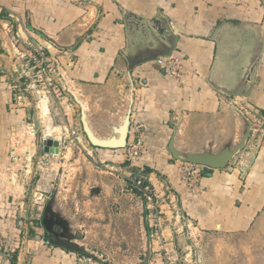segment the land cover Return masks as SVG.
Segmentation results:
<instances>
[{
  "label": "crops",
  "instance_id": "obj_1",
  "mask_svg": "<svg viewBox=\"0 0 264 264\" xmlns=\"http://www.w3.org/2000/svg\"><path fill=\"white\" fill-rule=\"evenodd\" d=\"M168 30L178 38L172 56L149 60L130 70L127 59H140L161 50L171 38ZM263 41L264 0H0V264H75L77 255L50 245L44 233L41 238L36 233L38 227L43 229V204H36L32 210L26 208L24 225L17 216H6L9 209L5 201L11 189L21 193L14 186L19 165L26 161L27 166L32 155L38 153L39 160H58L65 148L57 138L59 155L46 153L42 142L47 135L36 138L41 128L39 118L32 108L19 107L14 101L13 86L28 82L14 73L16 42L20 49H28L30 44L41 48L48 62L58 63L57 73L66 77L61 76L63 86L70 84L85 105L88 119L89 108L96 106L108 109V116L103 118H108L109 124L120 123L132 94L127 143L137 127L144 141L141 159L130 168L123 160L125 148H94L86 140L80 148L95 169L100 164L93 155L110 152L118 158L106 164L109 174L120 180L126 167L137 170L138 177H143L164 203L162 210H176L183 219L187 217L186 228L193 221L200 229L245 232L264 210V131L261 141L254 145L251 140L247 142L229 163L230 169L204 167L191 186L181 179L185 163L172 158L168 145L178 129L179 149L216 150L227 142H238L243 120L237 110L246 113L257 109L264 114V51L247 75L246 84L254 78L249 96L230 98L212 85L234 88ZM124 93L122 102L116 100V94ZM58 104L59 117L55 119L49 111L50 123L56 120L62 131L77 125L78 119L68 115L77 106L80 110L76 100L72 96L59 98ZM34 124L36 133L32 136ZM90 125L100 137L111 133L101 127V122ZM53 174H46L48 181ZM96 187L97 195L106 193ZM118 192L115 187L114 193ZM137 198L147 217L145 202ZM74 199L70 197L62 204L58 195L56 208L62 215L65 208L78 210ZM70 215L68 218L74 221V215ZM167 218L164 233L181 248V237L174 239ZM76 229L81 232L72 224L71 230L75 233ZM81 233V244L88 248V237ZM20 234L24 240L33 241L28 244L31 250L23 254L16 251L9 260L6 250L19 243ZM155 245L152 240L151 262L158 250Z\"/></svg>",
  "mask_w": 264,
  "mask_h": 264
},
{
  "label": "rangeland",
  "instance_id": "obj_2",
  "mask_svg": "<svg viewBox=\"0 0 264 264\" xmlns=\"http://www.w3.org/2000/svg\"><path fill=\"white\" fill-rule=\"evenodd\" d=\"M63 96L67 99L70 98L67 86ZM125 96L126 93L123 96L116 94V100L122 102ZM46 99L41 92H36L31 98L32 104L29 108H32V112H35L39 118L37 122L39 125L41 124L36 138L39 139L44 135L53 140L62 138L64 136L63 131L58 128L59 123L56 124V120L53 125L50 123V115L45 108L48 107L52 116L57 119L60 112L58 101L55 96L49 101ZM105 110L108 109L100 108L99 110L96 106L92 109L89 108L91 114L89 121L91 124L101 122V127L108 132L107 123L109 119L103 117H107L109 113H106ZM68 115L77 118V125L82 128L81 121L79 122L80 110L78 106L74 113L69 114L68 112ZM32 132L30 130L31 135ZM83 138L87 140L84 134ZM63 146L65 148L58 160L52 158L39 160L38 153L32 155V160L27 163V166L26 161L19 165V173L17 174L19 178L14 186H18L21 193H18L16 189H11L12 192L5 201L6 208L9 209L6 210V216H11L13 219L14 216H17L20 224L24 225L23 215L26 208L32 210L34 200L39 198L41 201H46V198H50L58 184L60 203L69 202L70 197L75 198L74 202L77 204L78 210H67L66 208L62 210L64 216L69 217V212L72 216L74 215L75 219L71 221V224L78 226L81 232H85L88 237L85 244L90 250L94 251L96 255L111 258L113 264L138 263L142 259L141 254L145 249V238L139 216V212L143 210L141 209V199L137 198L139 195L135 191H131L129 178L138 177L140 173L126 167V170L121 171L123 179L120 177V180H117L115 176L109 174L111 170L106 166L110 160L117 161L116 155L104 151H99L93 155L92 159L97 160L100 164L97 170L90 160H87L82 148L75 144L63 143ZM61 164L63 167L59 172V180H57V173ZM51 171L54 176L52 181H48L46 174L51 173ZM44 175L46 177L43 178ZM116 181L117 183H115ZM96 186L106 193L97 195ZM115 187L119 190L118 194L114 193ZM155 193L157 194L156 191ZM13 198L15 199L14 202L12 201ZM158 204L160 208L164 205L160 200ZM146 211L149 214L148 210ZM174 211L176 210H162L161 208L159 214L151 212L152 219L157 217L162 225L160 231L154 228L150 231L152 235L150 240L155 242V248L158 249L154 253L151 264H264V210L245 232L200 229L193 221L186 228L185 223H189L187 217L183 219V215L179 211L177 214L168 215L169 212L174 213ZM171 216H175V218ZM167 217H170L172 223L171 232L172 236L175 237L174 239L176 240L178 235L181 237V248L175 245L173 240H169L167 234L164 233ZM146 219L148 220L147 217ZM154 223L156 222L154 221ZM183 225L184 227H182ZM40 226H42L41 222ZM38 228L36 233L41 238L43 229ZM178 228H182V231H179ZM160 240H164V246L161 245ZM17 242L19 243L15 247H8L6 250V254H9L7 256L9 260L16 251L23 254L31 250L28 246L29 242H33L31 239L24 240L20 234ZM166 252L170 253L167 257ZM77 255L74 259L75 264L78 259Z\"/></svg>",
  "mask_w": 264,
  "mask_h": 264
},
{
  "label": "water",
  "instance_id": "obj_3",
  "mask_svg": "<svg viewBox=\"0 0 264 264\" xmlns=\"http://www.w3.org/2000/svg\"><path fill=\"white\" fill-rule=\"evenodd\" d=\"M169 37L166 44H163V48L161 50L155 51V53L151 56L142 57L140 59L130 58L127 59L129 63V69L133 70L135 66L140 65L143 62L154 60L159 57H171L173 52L176 50V45L178 38L173 34L170 30H168ZM264 51V41L262 42L258 52L255 54L253 58V62H251L249 69H247L245 75L239 80L238 84L229 89L225 86L212 84L213 87L222 92L224 95L230 98H239V97H247L253 87L254 78L251 77L250 81L246 84V78L250 71L251 66L255 63L256 65L260 62L261 55ZM61 73V72H60ZM62 78L66 77L64 74L61 73ZM67 91L75 100L76 103L80 106V121L82 124V131L83 134L86 136L87 142L94 148L99 149H108V150H119L124 149L127 145L128 141V133L130 128V118L132 113V94L129 98L128 105L126 109L124 108L123 111V119L118 124H109L108 123V130L111 131L110 135L107 137H100L98 136L92 129L89 119H88V111L86 110L85 105L81 101V99L77 96L74 92L73 88L70 86L69 83L66 82ZM243 120V129L241 132V136L237 143L227 142L220 148L214 150L212 148H203L201 150H189L184 149L181 150L176 145V138L178 129H175L174 134L170 140L168 145V151L172 158L176 161L198 165L201 167H207L210 169H227L229 167V163L233 160V158L241 151H243L246 147L247 142L250 140L251 134V121L245 115L244 112L241 110H237ZM44 151L46 153H54L55 156H58L60 153V149L57 142H54L52 139L44 140L43 141ZM58 189L59 185L57 184L54 193L48 199L46 206L43 210V215L41 219L42 227L47 231L50 235L48 243L52 246H55L61 250L67 251L69 253H74L81 255L83 257L93 258L103 264H109L105 260H102L98 257L94 252H90L86 246L82 243V235H70L71 230V220L67 217L62 215L61 212L58 210H54L57 204L56 201L58 199ZM28 214V210H27ZM141 227L144 233L145 238V251H144V258L137 264H148L151 257V240H150V233L149 227L146 222V214L143 210L141 212ZM63 223H66L67 227H62ZM55 229L59 232H55ZM74 231V230H73Z\"/></svg>",
  "mask_w": 264,
  "mask_h": 264
},
{
  "label": "built area",
  "instance_id": "obj_4",
  "mask_svg": "<svg viewBox=\"0 0 264 264\" xmlns=\"http://www.w3.org/2000/svg\"><path fill=\"white\" fill-rule=\"evenodd\" d=\"M18 42L15 43L14 46V58H15V72L19 75L20 79H26L28 82L24 84L22 87H18V85L13 86V91H16V95L14 98L15 103L19 107H30L31 106V98L35 93H43L45 95L46 100L52 99L54 96L56 97L57 101L58 99L66 98L63 96L64 91L66 90V87L63 86V80L61 76L57 73L59 69L57 62H48L47 57L45 55V52L41 48H37L34 45L31 44L27 48H19ZM19 62V63H18ZM32 69V72H31ZM173 73V72H172ZM66 94V93H65ZM44 97V96H43ZM58 97V98H57ZM62 102V101H61ZM47 111L48 107H47ZM245 115L250 119L251 121V134H250V140L253 142V145L255 142L261 141V133L264 131V115L261 113L260 110L254 109L249 110L245 113ZM35 124L32 125L31 130L33 131L32 136L35 135ZM63 140L60 137L59 141L61 144H75L77 146H81L84 141L83 138V131L82 128L78 125H74L70 128H64L63 130ZM263 136V135H262ZM44 137V136H43ZM48 136L44 137V140H48ZM56 142L57 140H53ZM43 145V142H42ZM144 141L142 137V133L140 130L135 127L134 136L132 140H130L124 151L125 156V163L128 164V167L135 168L136 163L139 162L142 156ZM60 149V148H59ZM53 154V153H52ZM204 167L188 164L185 163V166L182 169L181 172V179L182 181L186 182L188 185L195 184V179L201 175V169ZM131 181V191H135L136 194H138L143 201L145 202L146 208L149 212L147 214L148 218V227L149 230L152 231V228H154L157 231H160L162 228L161 223L159 222L157 217H154L152 219V213L154 212L156 214H159V210H161L158 201L159 197L153 191V189L145 184L143 177H134L133 179L129 178ZM46 198V197H45ZM48 198V197H47ZM46 198V199H47ZM45 203L44 200H34L33 206L35 207L36 204H43ZM178 213V212H177ZM175 211V214H177ZM179 217V216H178ZM154 221L156 223H154ZM152 237V235L150 234ZM161 245L164 246V240H160ZM170 253L166 252L169 256ZM169 258V257H168ZM79 264H103L93 258L88 257H79L78 258Z\"/></svg>",
  "mask_w": 264,
  "mask_h": 264
},
{
  "label": "flooded vegetation",
  "instance_id": "obj_5",
  "mask_svg": "<svg viewBox=\"0 0 264 264\" xmlns=\"http://www.w3.org/2000/svg\"><path fill=\"white\" fill-rule=\"evenodd\" d=\"M96 192V191H95ZM134 192V191H133ZM136 193V192H135ZM138 195V194H137ZM140 197V196H139ZM48 199H49V197L47 198V200L45 201V206H46V203H47V201H48ZM45 206H44V208H45ZM44 210V209H43ZM54 210H60V209H57V208H54ZM42 219V218H41ZM62 227H67V228H69L68 226H67V224L66 223H63V225H62ZM70 230H71V228H69ZM77 231V232H76ZM76 231H75V233L73 232V230H71V233H70V235L68 234V237H71V234H73L74 236L76 235H79V234H81L82 236V239H83V234L80 232V231H78L77 229H76ZM55 232H59V231H57V229H55ZM43 233H44V237L46 236V238H47V240H49V234L47 233V231L43 228ZM144 251H145V249L143 250V253L141 254L142 256V259L141 260H143V258H144ZM97 256L98 257H100L102 260H105L106 262H108L109 264H113V262H112V259L111 258H109V257H107V256H104V255H99V254H97ZM140 260V261H141ZM139 261V262H140ZM150 262H151V257H150V261H149V263L148 264H150ZM137 264V263H136Z\"/></svg>",
  "mask_w": 264,
  "mask_h": 264
},
{
  "label": "bare ground",
  "instance_id": "obj_6",
  "mask_svg": "<svg viewBox=\"0 0 264 264\" xmlns=\"http://www.w3.org/2000/svg\"><path fill=\"white\" fill-rule=\"evenodd\" d=\"M45 108H47V107H45ZM47 110V109H46Z\"/></svg>",
  "mask_w": 264,
  "mask_h": 264
},
{
  "label": "trees",
  "instance_id": "obj_7",
  "mask_svg": "<svg viewBox=\"0 0 264 264\" xmlns=\"http://www.w3.org/2000/svg\"><path fill=\"white\" fill-rule=\"evenodd\" d=\"M262 113V112H261ZM264 115V114H263Z\"/></svg>",
  "mask_w": 264,
  "mask_h": 264
}]
</instances>
